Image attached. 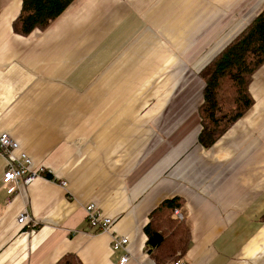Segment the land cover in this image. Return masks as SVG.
<instances>
[{
  "label": "crops",
  "instance_id": "obj_1",
  "mask_svg": "<svg viewBox=\"0 0 264 264\" xmlns=\"http://www.w3.org/2000/svg\"><path fill=\"white\" fill-rule=\"evenodd\" d=\"M20 3L0 0V132L52 179L0 181V264H114L111 234L127 239L125 264H151L142 227L172 196L185 264H264V63L249 109L196 142L197 74L264 0H73L26 36L11 31ZM88 203L107 231L85 222Z\"/></svg>",
  "mask_w": 264,
  "mask_h": 264
},
{
  "label": "trees",
  "instance_id": "obj_2",
  "mask_svg": "<svg viewBox=\"0 0 264 264\" xmlns=\"http://www.w3.org/2000/svg\"><path fill=\"white\" fill-rule=\"evenodd\" d=\"M73 0H21L20 10L11 22V31L26 36L46 28ZM264 63V5L222 49L198 72L203 86L197 108L200 128L197 144L212 145L249 109L248 91L253 73ZM51 178L50 174H45ZM183 200L172 196L161 200L148 214L142 230L145 249L156 264H168L184 255L189 230L173 211ZM54 264H81L72 252L62 254Z\"/></svg>",
  "mask_w": 264,
  "mask_h": 264
},
{
  "label": "built area",
  "instance_id": "obj_3",
  "mask_svg": "<svg viewBox=\"0 0 264 264\" xmlns=\"http://www.w3.org/2000/svg\"><path fill=\"white\" fill-rule=\"evenodd\" d=\"M0 155L4 160V170L1 174L0 181L3 186L9 184H19L24 185L29 184L36 177L42 176L44 178L45 174H49L47 170L41 166L33 167L31 165V160L27 154L18 149L17 142L7 133L0 132ZM48 179V178H47ZM52 179V178H49ZM62 186L65 185L64 181L59 182ZM11 190H7L9 193ZM173 214L178 219H181L180 212L175 209ZM84 219L88 226L93 232H105L107 231L111 220L105 216H102L93 203H88L84 205ZM30 218L25 212H21L17 216L18 224H27ZM30 223V222H29ZM27 227H34V224H29ZM25 224V225H26ZM109 244L112 251L121 250L114 264H125L129 260V256L125 250L127 244V239L124 236L111 234L109 239ZM151 264H156L151 262ZM168 264H185L181 259H175Z\"/></svg>",
  "mask_w": 264,
  "mask_h": 264
},
{
  "label": "rangeland",
  "instance_id": "obj_4",
  "mask_svg": "<svg viewBox=\"0 0 264 264\" xmlns=\"http://www.w3.org/2000/svg\"><path fill=\"white\" fill-rule=\"evenodd\" d=\"M227 43H228V42H227ZM227 43H226V44H227ZM217 53H218V52H217ZM210 59H211V58H210ZM198 77H199V76H198ZM202 84H203V83H202ZM109 245H110V244H109Z\"/></svg>",
  "mask_w": 264,
  "mask_h": 264
}]
</instances>
